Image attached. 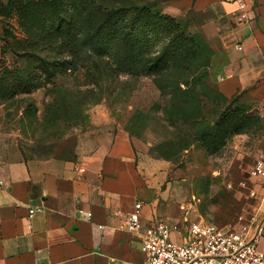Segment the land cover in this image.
<instances>
[{"label":"rangeland","instance_id":"rangeland-1","mask_svg":"<svg viewBox=\"0 0 264 264\" xmlns=\"http://www.w3.org/2000/svg\"><path fill=\"white\" fill-rule=\"evenodd\" d=\"M50 1L0 0V165L19 159L77 163L127 133L138 177L125 183L130 190L144 186L155 217L149 226L204 221L240 230L258 215L260 205L249 192L251 170L264 154V99L246 87L223 93L228 82L218 85L216 54L207 49L164 77L141 69L115 75L107 57L94 59L83 45L72 49L67 35L61 39L48 29L55 11L44 8ZM98 1L105 9L144 8V17H167L156 33L148 32V49L137 52L146 69L162 56L167 34L198 36L195 42L211 49L227 36L218 0ZM215 73L222 76L218 68ZM185 81L195 86L190 95L182 92L184 84L178 88ZM206 84L225 100L206 97ZM226 112L234 124L215 132ZM248 119L249 132L239 133L238 124Z\"/></svg>","mask_w":264,"mask_h":264},{"label":"crops","instance_id":"crops-1","mask_svg":"<svg viewBox=\"0 0 264 264\" xmlns=\"http://www.w3.org/2000/svg\"><path fill=\"white\" fill-rule=\"evenodd\" d=\"M246 1L248 19L235 3L221 2L228 32L212 43L218 63L213 72L218 85L228 82L223 93L246 87L264 99V0ZM136 160L123 133L112 148L99 147L77 163L19 159L0 165V264H113L111 257L142 262L141 237L121 228L138 202L144 205L143 227L155 221L144 186L135 191L125 183L138 177ZM32 209L41 211L31 216ZM259 248L264 252V237Z\"/></svg>","mask_w":264,"mask_h":264},{"label":"trees","instance_id":"trees-1","mask_svg":"<svg viewBox=\"0 0 264 264\" xmlns=\"http://www.w3.org/2000/svg\"><path fill=\"white\" fill-rule=\"evenodd\" d=\"M44 8L55 10L54 15L48 18L51 24L48 29L55 34L57 33L61 39H64V36L67 35L69 43L72 44V49H76L78 45H83L92 51L94 59L107 57L111 61V65L108 63L111 72L115 75L121 73L138 74V70L141 69L148 73H155L160 78L167 75L173 68L185 69L186 64L191 62L202 50L207 49L211 57L214 56V51L204 41L199 39L203 47L195 42V38L198 39V36L189 39L181 34L172 38V34H167L166 36L170 38V41L160 54L162 56L155 59L152 66L146 69L141 64L137 52L141 53V51L148 49V32L156 33L167 17L150 15V13H147L149 15L144 17L146 14L144 8L120 7L105 9L98 0H53L46 2ZM83 9L86 13L83 12ZM76 10L82 12L83 16L81 18L75 14ZM119 24H125L129 29ZM122 27L124 30H121ZM123 33L125 34L124 39L121 40L122 43L119 45L117 41ZM190 43L193 44L188 48ZM163 58L167 60V69L163 68ZM182 84L187 88L182 89V92L185 95H190L192 87L195 86L185 81L178 84L180 90ZM205 87L207 90L206 97L213 96V98L225 100L224 94L209 88L207 84ZM190 100L189 98L185 99V104H191L192 101ZM232 115L233 113L229 112L222 114L215 132L225 129V125L227 128L233 125L234 119H229ZM250 125V119L243 123L240 122L238 124L239 133L249 132Z\"/></svg>","mask_w":264,"mask_h":264},{"label":"built area","instance_id":"built-area-1","mask_svg":"<svg viewBox=\"0 0 264 264\" xmlns=\"http://www.w3.org/2000/svg\"><path fill=\"white\" fill-rule=\"evenodd\" d=\"M235 3L242 19H248L246 0H219ZM239 49H242L239 47ZM250 179L253 187L249 197L260 205V213L240 230L219 227L213 223L197 221L183 226L157 222L144 228L142 225L143 203H136L133 211L126 215L121 226L142 240L141 252L144 260L140 263L111 257L113 264H264V252L259 243L264 237V154L255 161ZM41 209L30 210V215ZM79 213L87 219L93 213L83 209ZM119 216V213H116ZM100 230L105 226L99 225Z\"/></svg>","mask_w":264,"mask_h":264}]
</instances>
